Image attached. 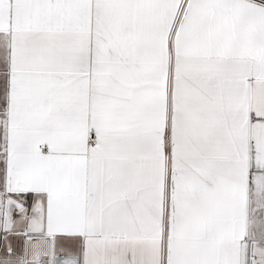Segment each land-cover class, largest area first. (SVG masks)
Masks as SVG:
<instances>
[{
	"label": "snow or ice",
	"instance_id": "1",
	"mask_svg": "<svg viewBox=\"0 0 264 264\" xmlns=\"http://www.w3.org/2000/svg\"><path fill=\"white\" fill-rule=\"evenodd\" d=\"M0 231V264H264V0H0Z\"/></svg>",
	"mask_w": 264,
	"mask_h": 264
},
{
	"label": "crops",
	"instance_id": "2",
	"mask_svg": "<svg viewBox=\"0 0 264 264\" xmlns=\"http://www.w3.org/2000/svg\"><path fill=\"white\" fill-rule=\"evenodd\" d=\"M7 243L11 244V246L15 248L18 253H22L23 239L21 237L9 235L7 237ZM5 248H6V243H5L4 233L0 231V255H3Z\"/></svg>",
	"mask_w": 264,
	"mask_h": 264
}]
</instances>
